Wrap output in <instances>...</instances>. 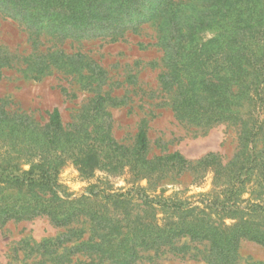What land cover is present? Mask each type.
<instances>
[{
	"label": "trees",
	"instance_id": "obj_1",
	"mask_svg": "<svg viewBox=\"0 0 264 264\" xmlns=\"http://www.w3.org/2000/svg\"><path fill=\"white\" fill-rule=\"evenodd\" d=\"M0 20L26 32L31 48L19 55L0 44V70L22 66V76L30 79L52 69L80 75L97 66L87 54L68 50L72 44L66 41L124 43L137 36L144 40L137 47L155 46L161 52L157 83L177 118L195 127L226 124L237 129L238 145L228 162L209 153L192 166L177 152L146 158L145 121L132 146L118 144L106 110V103L116 98L108 95L88 99L69 130L62 127L57 109L48 113L44 125L30 115L1 110L0 130L14 131L17 139L31 140L33 146H54L57 138L68 152L87 148L91 141L106 159L128 167L138 179L155 175L156 182L171 169L211 171L213 189L220 188L221 195L206 204L212 212H201L193 221H132L123 233L119 225L111 226L112 216L100 202L95 204L96 196L70 201L59 196L58 167L52 160L21 171L20 158L10 159L7 174L0 166V228L45 217L65 230L32 246L22 241L21 264H136L140 252L175 249L180 238L204 241L209 264H230L240 241L264 248V0H0ZM205 34L210 35L207 41ZM9 190L22 193L9 198ZM101 197L116 202L123 195ZM173 197L161 195L154 202L162 210H185ZM212 214L220 217L211 219ZM226 218L233 221L229 226L223 223ZM29 254L35 259L28 263Z\"/></svg>",
	"mask_w": 264,
	"mask_h": 264
},
{
	"label": "rangeland",
	"instance_id": "obj_2",
	"mask_svg": "<svg viewBox=\"0 0 264 264\" xmlns=\"http://www.w3.org/2000/svg\"><path fill=\"white\" fill-rule=\"evenodd\" d=\"M202 39L207 41L210 35L205 34ZM138 41L144 40L128 36L124 43L66 41L72 44L71 49L66 47L68 50L87 54L97 66L94 71L91 67L80 75L52 69L40 78L30 79L22 76L19 71L22 66L1 69L0 111L10 115H30L33 121L44 125L48 113L57 109L62 127L69 130L68 126L74 124L81 107L94 94L100 93L116 98L106 103V110L111 135L118 144L132 146L140 124L145 121L148 159L177 152L194 166L207 154L215 153L223 164L228 162L238 145L237 129L226 124L195 127L177 118L166 104V96L157 83V76L162 71L161 52L155 46L139 48L136 46ZM0 44L19 55H26L31 50L26 32L10 21L0 20ZM28 123H32L30 119ZM33 128L37 134L38 127ZM16 136L14 131L0 130V166L8 169L5 174L10 170V159L19 157L17 168L29 171L31 165H39L48 158L58 167L56 184L59 196L67 201L96 196L91 200L95 204L100 202L112 216L111 226L119 225L121 232L132 221L146 220L144 223H147L154 219L158 224L174 225H179L183 218L187 222L193 221L192 218L201 212H212L206 204L220 195V188L213 189L211 171L198 173L186 168L177 172L171 169L159 182H156L155 175L138 179L128 167L106 159L98 144L91 141L87 148H73L67 152L59 146L57 138V145L33 146L35 143L31 140L26 143L25 139ZM21 193L9 190L6 197L15 198ZM108 195L123 197L116 202L100 198ZM161 195L174 196L172 200L176 204L190 211L162 210L154 202ZM247 197V193L243 195V199ZM219 217L212 214L211 219ZM232 222L223 219L225 226ZM74 227L79 229L81 224ZM64 231L51 225L45 217L8 222L0 228V264H21L25 254V250H20L22 241H29L32 246L56 238ZM174 248L159 253L140 252L136 264H209L206 258L208 246L204 241L180 238ZM34 257L29 254L25 261L29 263ZM230 264H264V248L240 241Z\"/></svg>",
	"mask_w": 264,
	"mask_h": 264
}]
</instances>
